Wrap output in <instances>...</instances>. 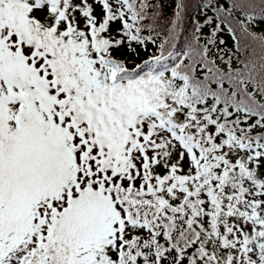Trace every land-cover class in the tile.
<instances>
[{
  "label": "snow or ice",
  "instance_id": "snow-or-ice-1",
  "mask_svg": "<svg viewBox=\"0 0 264 264\" xmlns=\"http://www.w3.org/2000/svg\"><path fill=\"white\" fill-rule=\"evenodd\" d=\"M0 264H264V0H0Z\"/></svg>",
  "mask_w": 264,
  "mask_h": 264
}]
</instances>
